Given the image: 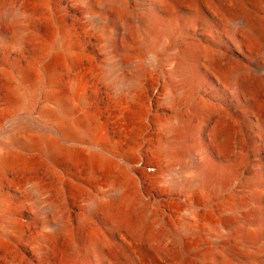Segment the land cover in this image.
Listing matches in <instances>:
<instances>
[{
	"label": "rangeland",
	"instance_id": "rangeland-1",
	"mask_svg": "<svg viewBox=\"0 0 264 264\" xmlns=\"http://www.w3.org/2000/svg\"><path fill=\"white\" fill-rule=\"evenodd\" d=\"M121 1L0 0V264H264V0Z\"/></svg>",
	"mask_w": 264,
	"mask_h": 264
},
{
	"label": "bare ground",
	"instance_id": "bare-ground-1",
	"mask_svg": "<svg viewBox=\"0 0 264 264\" xmlns=\"http://www.w3.org/2000/svg\"><path fill=\"white\" fill-rule=\"evenodd\" d=\"M121 2H122L121 0H112V7H113L112 9H115L117 11L118 10L119 11L123 10L124 8L122 7L123 5L121 4ZM158 5L161 6V7H164V10L165 11L167 10V12H170L172 10V7H173V6L171 7V4L168 5L167 3H165V0H159L158 1ZM238 14H242V13L238 12ZM241 16H242V19H243V22H244L245 26L247 28H249L252 32L254 31L255 33H258L256 31V28L254 27L255 25H254V22L252 21L253 19L251 20V19L247 18V17H250V16H247V17H244V18H243V15H241ZM234 17L235 16H233V18ZM147 21H148V18L144 17L143 20H142V23H145ZM234 21H236V19ZM170 27L182 28V23L179 21L178 18H174L172 20V22H171V25L165 24L164 22H162L160 20L150 22V28L147 30L148 32H147V35H146V42H147L148 47L151 48V47H154V46H157L158 44H160L162 35ZM16 30L20 33L19 29H16ZM21 31H22V29H21ZM140 34H141V29H140L139 25H130L129 34L127 35V40L129 41V40L137 39V37L140 36ZM193 43H191V44H189L187 46V50H186V53H185L186 59H181L180 60L179 67L176 70L177 74L179 76H181L182 84L185 87H187V88H193V86L195 84V80H194V77H193V74H194L193 73L194 72L193 68H192V66L190 67L188 65L186 60L188 58H191L193 60H198L201 57H203L204 54H210L211 53L210 49H207V48H205V47H203L201 45H198L197 43L196 44H193ZM240 68L232 69L228 76H230V78L233 79V77L235 75L239 74ZM243 79H242V81L239 84H237L238 85V88H237L238 93L241 96H243V98L248 100L250 103L259 102L262 99V97H263L262 93L264 91V68L262 69V76L259 77V79H255V80H252V79H244L243 80ZM132 87H136V86L134 84H132ZM202 109H210V107H209L207 102H205V101L203 102ZM213 136H214L215 141L218 144V146L222 150H224L225 152H229L230 149L233 146V141H234V137H235V128L230 123H227L226 121H222L221 124L217 128L214 129ZM175 142L183 144L184 140L177 138V139H175ZM204 169H205V172L208 175L209 179H214V178L216 179V178L219 177L218 174L210 173V169H208L206 167ZM224 171L225 172H224L223 180H224L225 183H227L228 181H230L232 179V177L234 175V171H233L232 168H226ZM189 183L192 184V182H189ZM247 228L246 229L242 228L240 230V232H239L240 235L242 237H244V239H249L253 235L249 231V229H247ZM58 230H59V232L56 234V237L61 236L63 234V232L65 230V227L61 224L58 227ZM65 241L67 243H70L68 237L66 238ZM66 264H71V263H70V261H68Z\"/></svg>",
	"mask_w": 264,
	"mask_h": 264
}]
</instances>
